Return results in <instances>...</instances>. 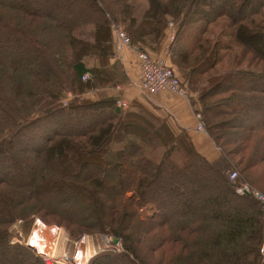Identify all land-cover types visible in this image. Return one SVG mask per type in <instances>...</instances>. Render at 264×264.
I'll return each mask as SVG.
<instances>
[{
  "label": "trees",
  "instance_id": "obj_1",
  "mask_svg": "<svg viewBox=\"0 0 264 264\" xmlns=\"http://www.w3.org/2000/svg\"><path fill=\"white\" fill-rule=\"evenodd\" d=\"M112 24L148 52L176 29L172 63L218 157L143 102L82 97L126 79ZM250 38L264 41V0H0V264H48L9 232L35 218L121 239L88 264H264V206L230 180L237 153L264 182L251 172L264 163V53Z\"/></svg>",
  "mask_w": 264,
  "mask_h": 264
},
{
  "label": "rangeland",
  "instance_id": "obj_2",
  "mask_svg": "<svg viewBox=\"0 0 264 264\" xmlns=\"http://www.w3.org/2000/svg\"><path fill=\"white\" fill-rule=\"evenodd\" d=\"M209 1H211L212 2V0H209ZM214 6H219L218 4H214ZM207 10H209V9H207ZM221 19H223V20H225L224 18H221ZM225 22L222 24V26H225ZM124 26V25H123ZM222 26L220 27H216L215 26V24H213L212 25V29L211 30H215L216 31V33L219 35V32H220V30H221V28H222ZM114 37H115V45H116V43H117V38H116V36H115V34H114ZM173 42V41H172ZM249 44L252 46V47H254L256 50H258V51H260V52H262V53H264V41H262V39H260V38H250L249 39ZM137 46H138V44H136ZM170 45H171V42L169 43V45L167 46V50H168V53L167 52H165V53H163V54H158L159 53V51H160V47H157L156 48V50H150L149 51V53L153 56V57H156V58H163V59H165L166 60V62L168 63V65L170 66V67H172V68H174L175 69V71H176V73H178L177 75L180 77V80H181V82H182V84L184 83V82H186V77H187V74L185 75L183 72H180V69L174 64V63H172V58H171V53H170ZM239 47H241L242 48V46L241 45H239ZM240 50L238 49V52H239ZM157 53V54H156ZM250 54H252V53H250ZM248 58V57H247ZM123 82H121V83H117V85H115V84H110V86H108V87H106V88H104V89H108L109 90V92L110 91H117V89L118 88H120L121 86V84H122ZM127 83H124L123 84V86L124 85H126ZM128 86H129V84H127ZM186 87H188V86H186ZM189 89V88H188ZM96 90L97 89H89V90H87V92H85L83 95H82V97H90V98H92V97H94L95 98V96L97 97V95L98 96H103V95H108V96H110L109 94H111V93H108V91L106 90V91H103V92H101L100 93V91H97L96 92ZM189 91V93H190V96H191V99H192V103L193 104H195L194 106H195V108H196V101H197V94H198V92L197 91H191L190 89L188 90ZM191 91V92H190ZM94 95V96H93ZM112 95V94H111ZM114 95V94H113ZM119 98L120 99H124V94L122 95V93L119 95ZM198 105V104H197ZM129 107H131V105L130 106H128V108ZM260 107H263V105L262 106H260ZM152 111H153V109H151ZM154 112V111H153ZM155 113V112H154ZM156 114V113H155ZM157 115V114H156ZM159 116V115H158ZM161 117V116H160ZM162 118H165V119H167V116H163ZM245 117H243V116H241V117H238V119H237V122H239V124L240 123H244L245 124V122H251L252 121V117H249V119L247 120H245L244 119ZM203 123H204V121H203ZM204 127H205V131H206V133L208 132V130H207V127H206V124L204 123ZM208 134H209V132H208ZM238 148V145L237 144H231V145H228L227 147H226V150H230V151H235V149H237ZM214 149L218 152V154L220 155L223 151H224V149H222L223 151L222 152H220L219 150H221V147L220 146H218L217 144H214ZM14 149L13 148H8L7 149V151H6V153L7 154H9V155H13L14 156ZM162 151H163V149H157V150H155V152H153V153H149L150 154V156H151V154L155 157V159L156 158H160V155H161V153H162ZM233 153V152H232ZM63 154V152H59V156L61 157V155ZM232 160H233V166H232V170L230 171V172H233V171H237L238 172V177H237V179L234 181L235 183H236V186H249L250 187V189H251V193H253L254 195H256V194H262L263 196H264V193L262 192V191H260V190H258V188H256V187H254V185H256L257 187H261V188H264V182H262V183H259V184H256V182H255V180L254 179H251L250 177H249V175L247 174V173H244L242 170H243V166L245 165V164H243V165H238V162L241 160V158L243 157L242 155H240V154H237V153H234L233 155H230L229 156ZM15 158L16 159H18V160H20L21 158L19 157V156H15ZM84 165L82 166H80V168L81 169H85L84 170V173L85 172H87V171H89V170H93L92 169V165H93V163H90V162H85V163H83ZM21 165V167H22V163L20 164ZM255 171H251V172H256V173H258L259 171H262V170H264V163H262L260 166H258V167H256L255 169H254ZM20 172L21 171H19V174H20ZM30 173V172H29ZM28 173V176L30 175ZM24 174V175H23ZM26 174H27V172H26ZM25 174V172H23L22 171V176H25L26 175ZM261 179H263V178H261ZM252 183L254 184V185H252ZM221 192V191H220ZM218 194V193H217ZM201 197V196H200ZM200 197H198L197 198V200L198 201H201V199L202 198H200ZM147 207H149V206H147ZM152 213V210L151 209H149V208H144L143 209V213H142V215L143 216H146V215H149V214H151ZM36 222H41L42 223V225L43 226H45V227H57L58 229H60V230H62V236H63V239H58L57 241H55V244H57V246H58V249H59V251L60 252H58V253H56L55 255H49L48 253H47V251H45V250H42L40 247V249L42 250V251H44L45 252V254H44V256H47V258L46 257H44V260L46 261V260H49L47 263L48 264H56V262H57V260L58 261H60V260H62V259H64L63 258V256L64 255H66V256H68V257H70V259L71 260H73L74 262H70L68 259L67 260H65L64 259V261H61L62 263H60V264H75V262H76V264H86V259L89 257V255L90 254H93L94 253V251H97L98 252V250L100 249V248H102V249H104V247L105 246H107V241H110V239H109V237L111 238L112 236H107V235H102V236H99V235H97V236H94V235H92V234H87V233H81V234H77L76 235V233H78L77 232V230H68L64 225H57V224H46V223H44L42 220H40V219H29V220H18L16 223H14L13 225H12V227L10 228L11 229V231H9L10 232V234H11V239H12V241H14L15 243H25L26 244V242L28 241L29 242V240L31 239V236L33 235V234H35V233H33L34 232V229H35V224H36ZM36 235V234H35ZM41 235V233H39V237H41L40 236ZM83 238H87V240H85V242H86V244L89 242V244H90V246H91V252L89 253V252H81L79 255H77V245H78V243L83 239ZM33 245H36V244H34V243H32ZM99 245V246H98ZM261 245V244H260ZM37 246V245H36ZM102 246V247H101ZM38 247V246H37ZM100 247V248H99ZM117 247H120V248H122L123 246H122V242L120 241V243H119V246H117ZM39 252V251H38ZM259 252H260V248H259ZM39 253H41V252H39ZM48 255H47V254ZM41 254H43V253H41ZM260 256H261V259H262V261L264 260L263 259V256L261 255V252H260ZM76 257H77V259H76ZM74 258V259H73ZM86 261V262H85ZM85 262V263H84ZM89 263V261L87 262V264Z\"/></svg>",
  "mask_w": 264,
  "mask_h": 264
},
{
  "label": "crops",
  "instance_id": "obj_3",
  "mask_svg": "<svg viewBox=\"0 0 264 264\" xmlns=\"http://www.w3.org/2000/svg\"><path fill=\"white\" fill-rule=\"evenodd\" d=\"M175 33L176 29H168L166 31V36L162 41L158 54H163L165 52L168 53L167 46L174 40ZM115 52L116 56L112 60V63L120 67V71L124 73L126 79L124 78L125 81L120 85L121 87L118 88L117 91L109 92L108 89L103 88L97 89L96 92L100 91L101 93L107 90L108 93H111L112 95L114 94L118 97L122 93V95L124 94V99L120 100H125L128 106L136 100L145 103L150 109H153L157 115L161 117L167 116L168 123L174 129L186 130L192 136L199 151L204 155L211 158L218 157V152L214 149V143L211 141L212 138L208 132L205 133L197 130L199 119L196 116L195 104L192 103L191 96L183 97L170 95L168 92H162L154 95L152 100L145 98L132 84L140 73L137 51L132 46H124L123 48L118 49L115 45ZM163 60L166 62L165 59ZM166 64L168 63L166 62ZM124 83L129 84V86L127 84L123 86Z\"/></svg>",
  "mask_w": 264,
  "mask_h": 264
},
{
  "label": "built area",
  "instance_id": "obj_4",
  "mask_svg": "<svg viewBox=\"0 0 264 264\" xmlns=\"http://www.w3.org/2000/svg\"><path fill=\"white\" fill-rule=\"evenodd\" d=\"M112 27L117 38L116 46L118 49H121L124 46H132L137 51L140 73L137 79L132 82V84L140 91V93L145 98L152 100L154 95L160 94L162 92H168L170 95L190 97L189 91L185 86H183L176 71L172 67L167 65L162 58L153 57L149 52H147L146 50H142L136 44L132 43L128 33L125 31L123 26L112 24ZM88 77V74H86L83 79L85 80ZM118 102L124 108L128 106L125 100H119ZM196 116L199 119L197 130L206 133L204 123L201 119V114L198 113L196 114ZM237 177V171H233L230 173V180L232 182H234ZM236 192L244 195L251 194L252 191L249 186H236ZM255 196L257 200H259L264 206V196L259 193ZM260 252L264 259V231L260 245ZM89 257H91V254L89 255ZM64 259H67V257H65ZM46 261L48 262L49 260ZM57 262L61 261L57 260Z\"/></svg>",
  "mask_w": 264,
  "mask_h": 264
},
{
  "label": "bare ground",
  "instance_id": "obj_5",
  "mask_svg": "<svg viewBox=\"0 0 264 264\" xmlns=\"http://www.w3.org/2000/svg\"><path fill=\"white\" fill-rule=\"evenodd\" d=\"M33 233H35L36 235L33 234L28 243L30 245H32L37 250V252L39 251V252L45 254V252L42 251V250H45V251H47V253L49 255H55L56 253L60 252L57 244H55V241H57L58 239L59 240L63 239L62 230L58 229L57 227H49L48 228V227L43 226L41 222L40 223L36 222L35 229H34ZM39 233H41V235H42V236L40 235L41 237H39ZM109 239L111 240L112 238L109 237ZM85 240H87V238H83L78 243L77 255H79L81 252H85V253L91 252V246L89 244L90 241L86 244ZM32 243L36 244L38 247L36 245H33ZM76 259H77V257H76ZM86 261H87V259H86Z\"/></svg>",
  "mask_w": 264,
  "mask_h": 264
},
{
  "label": "water",
  "instance_id": "obj_6",
  "mask_svg": "<svg viewBox=\"0 0 264 264\" xmlns=\"http://www.w3.org/2000/svg\"><path fill=\"white\" fill-rule=\"evenodd\" d=\"M121 239L119 237H116V236H112V239H111V242L114 244V245H118L120 243ZM27 246L31 247V248H34L32 245H30L28 242L26 243ZM35 249V248H34Z\"/></svg>",
  "mask_w": 264,
  "mask_h": 264
}]
</instances>
